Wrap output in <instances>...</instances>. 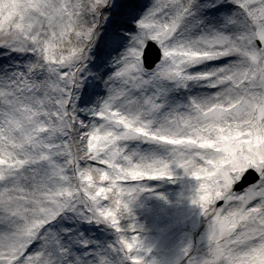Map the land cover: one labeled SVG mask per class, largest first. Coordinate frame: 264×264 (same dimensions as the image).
Masks as SVG:
<instances>
[{
  "label": "snow or ice",
  "instance_id": "6c2138e0",
  "mask_svg": "<svg viewBox=\"0 0 264 264\" xmlns=\"http://www.w3.org/2000/svg\"><path fill=\"white\" fill-rule=\"evenodd\" d=\"M0 48L26 58L0 70V264H157L121 220L171 166L206 225L178 264H264V0H0ZM64 221L117 239L77 252Z\"/></svg>",
  "mask_w": 264,
  "mask_h": 264
},
{
  "label": "rangeland",
  "instance_id": "374dc122",
  "mask_svg": "<svg viewBox=\"0 0 264 264\" xmlns=\"http://www.w3.org/2000/svg\"><path fill=\"white\" fill-rule=\"evenodd\" d=\"M144 2L147 3V0ZM25 59L21 54L0 48V70L13 71ZM90 67L93 71L97 70L95 64ZM89 80L90 82L84 85L80 93L81 99L78 101L80 107L91 104L99 96L95 92L100 90L99 81L91 78ZM202 91H206V89L193 85L190 91L186 92L182 89L174 93V96L181 99L185 95H195ZM81 115L87 119L86 116ZM130 147L136 148L137 142H134ZM152 149L153 146L139 144L140 151ZM231 156H235V154L233 153ZM225 162L231 163L232 160L229 159ZM171 167V178L142 182V187L146 190L136 196V199L130 204V213H126L121 220L122 234L126 236L138 234L145 247L152 249L146 256V261L155 260L157 264H178L181 250L187 244H192L194 248L202 247L203 240L201 238L206 227L198 206L193 205L190 201V196L197 185L196 179L184 175L182 169ZM63 223L65 226L78 223V231L83 234L82 239L90 242L87 249L78 247L77 252L104 248L117 239V235L106 223L75 221H64ZM129 224L135 226L134 232L128 229Z\"/></svg>",
  "mask_w": 264,
  "mask_h": 264
},
{
  "label": "water",
  "instance_id": "95a60500",
  "mask_svg": "<svg viewBox=\"0 0 264 264\" xmlns=\"http://www.w3.org/2000/svg\"><path fill=\"white\" fill-rule=\"evenodd\" d=\"M159 49L155 48V46H153L152 48V52L150 54V57H149V64L148 66L150 67L152 62H154L156 59L159 58ZM252 182V177H249L247 181H244V182H241V184L237 185L236 187L237 188H240V187H245L247 183H251Z\"/></svg>",
  "mask_w": 264,
  "mask_h": 264
},
{
  "label": "bare ground",
  "instance_id": "6f19581e",
  "mask_svg": "<svg viewBox=\"0 0 264 264\" xmlns=\"http://www.w3.org/2000/svg\"><path fill=\"white\" fill-rule=\"evenodd\" d=\"M98 85H101L100 82H98Z\"/></svg>",
  "mask_w": 264,
  "mask_h": 264
}]
</instances>
